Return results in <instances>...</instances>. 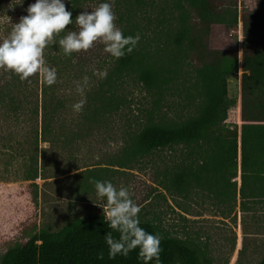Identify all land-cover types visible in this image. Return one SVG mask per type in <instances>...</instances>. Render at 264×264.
Here are the masks:
<instances>
[{
	"label": "trees",
	"instance_id": "16d2710c",
	"mask_svg": "<svg viewBox=\"0 0 264 264\" xmlns=\"http://www.w3.org/2000/svg\"><path fill=\"white\" fill-rule=\"evenodd\" d=\"M84 1L65 0L73 20L84 11ZM12 2L16 5L18 0H0V9ZM34 2L23 0L22 4ZM109 2L114 12L119 0ZM151 2L160 7L152 25L150 21L141 23L138 11L131 8L125 12L116 10L117 27L125 36L139 34L140 39L131 53L113 59L110 67L101 70L106 76L102 77L101 72L95 77L96 69L90 66L94 60L88 55L91 48L65 56L55 45L44 50L46 65L55 68L57 74L51 86H46L39 75L21 81L0 68V115L13 127L23 124L25 129L24 141L8 147L6 153L7 163L12 164L18 159L16 152H23L21 180L48 178L45 153L59 143L67 146L82 133L96 131L112 117L119 109L120 87L130 78L142 86L151 101L145 109L144 122L133 132L125 159L184 146V159L170 177L173 187L216 184L225 193L229 184H236L231 179L238 175L240 196L246 184L264 190V0H253V7L241 14L239 55L237 51L208 47L212 25L236 20L235 12L230 19L225 16L221 0ZM67 30H75L74 25ZM189 56L198 62L186 88L192 111L186 117L171 119L163 107H169L172 91L181 84L185 86L187 72L183 68ZM234 77L238 98L229 92V82ZM74 82L81 88L71 92ZM80 101L82 108L75 110L73 105ZM236 106L239 127L223 132L221 125ZM45 143L47 147L42 146ZM74 176L79 184H91L90 178L100 180L88 168ZM139 220L141 227L160 237L159 264H215L196 240L169 233L155 219ZM107 231L111 230L103 214L74 217L56 231L42 228L26 241L11 246L1 256L0 264H143L137 259V250L110 258L103 236ZM112 234L118 236L116 232ZM253 264H264V255Z\"/></svg>",
	"mask_w": 264,
	"mask_h": 264
},
{
	"label": "rangeland",
	"instance_id": "374dc122",
	"mask_svg": "<svg viewBox=\"0 0 264 264\" xmlns=\"http://www.w3.org/2000/svg\"><path fill=\"white\" fill-rule=\"evenodd\" d=\"M99 1H84V10L94 9ZM221 2L225 16L230 19L235 12L236 20L212 25L208 47L237 51L239 55L241 14L253 7V0ZM150 3L151 0H119L115 17H118L116 10L125 12L131 8L138 11L141 23L150 21L152 25L160 7ZM28 5L12 2L4 10L0 9V38L8 35L12 23L27 14ZM88 55L94 60L90 66L96 69L95 77L110 67L114 59L99 43H94ZM197 63L193 57L187 58L183 68L187 72L185 86L181 84L172 91L169 107H163L166 117L179 119L191 113L192 103L186 97V88L192 82V68ZM70 86L71 92L81 88L78 82ZM120 89L119 109L96 131L82 133L67 146L59 143L45 153L43 159L49 176L45 179L21 180L23 152L20 149L16 152L17 161L7 163L8 147L24 141L25 129L23 124L13 127L0 115V258L8 248L26 241L42 228L56 231L74 217L103 214V209L92 202L96 200L93 184H79L78 177L74 176L88 168L98 174L100 181L108 180L117 188L128 187L134 203L142 206L139 217L155 219L169 233L196 240L215 264H253L260 260L264 255V190L246 184L240 196L238 175L231 179L236 184H229L225 193L216 184L173 187L169 184L170 177L184 159V146L125 159L133 132L146 118L145 109L150 107L151 97L130 78L125 79ZM229 92L238 98L236 77L229 82ZM238 113L234 108L229 110L228 119L221 125L223 132L234 130L235 126L238 129Z\"/></svg>",
	"mask_w": 264,
	"mask_h": 264
},
{
	"label": "clouds",
	"instance_id": "9594fccd",
	"mask_svg": "<svg viewBox=\"0 0 264 264\" xmlns=\"http://www.w3.org/2000/svg\"><path fill=\"white\" fill-rule=\"evenodd\" d=\"M18 0L16 4H22ZM6 37L0 38V68L26 81L33 75L43 78L46 86L56 82V69L46 65L44 50L55 45L65 56L87 51L94 43L103 45V51L114 59H120L131 53L140 36H125L115 24V13L109 0H101L91 10L78 13L73 20L72 12L66 10L65 0H35L26 9ZM74 25L75 30H67ZM65 34L61 36L60 34ZM102 72L101 76H106ZM83 101L73 105L80 110ZM96 200L92 202L103 209V220L107 228L104 241L108 246V255L127 256L137 250V259L148 264L155 260L159 264L161 252L160 237L140 226L139 206L134 203L128 187L117 188L108 180L90 178ZM113 232L118 233L117 237Z\"/></svg>",
	"mask_w": 264,
	"mask_h": 264
},
{
	"label": "bare ground",
	"instance_id": "6f19581e",
	"mask_svg": "<svg viewBox=\"0 0 264 264\" xmlns=\"http://www.w3.org/2000/svg\"><path fill=\"white\" fill-rule=\"evenodd\" d=\"M234 109H236V111L239 109V107L238 106H236V107H234ZM239 111V110H238ZM238 111H237V113H238Z\"/></svg>",
	"mask_w": 264,
	"mask_h": 264
},
{
	"label": "built area",
	"instance_id": "2783aa9c",
	"mask_svg": "<svg viewBox=\"0 0 264 264\" xmlns=\"http://www.w3.org/2000/svg\"><path fill=\"white\" fill-rule=\"evenodd\" d=\"M238 111V110H237Z\"/></svg>",
	"mask_w": 264,
	"mask_h": 264
}]
</instances>
